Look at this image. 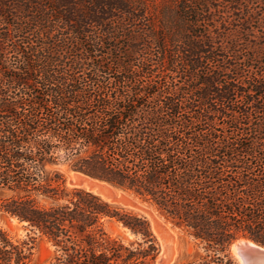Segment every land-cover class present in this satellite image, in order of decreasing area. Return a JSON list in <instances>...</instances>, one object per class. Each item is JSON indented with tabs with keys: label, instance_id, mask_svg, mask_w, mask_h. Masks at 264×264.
<instances>
[{
	"label": "trees",
	"instance_id": "16d2710c",
	"mask_svg": "<svg viewBox=\"0 0 264 264\" xmlns=\"http://www.w3.org/2000/svg\"><path fill=\"white\" fill-rule=\"evenodd\" d=\"M64 164L191 235L187 264L264 246V0H0V213L53 244L46 264H155L148 220ZM33 244L0 226V264Z\"/></svg>",
	"mask_w": 264,
	"mask_h": 264
},
{
	"label": "rangeland",
	"instance_id": "374dc122",
	"mask_svg": "<svg viewBox=\"0 0 264 264\" xmlns=\"http://www.w3.org/2000/svg\"><path fill=\"white\" fill-rule=\"evenodd\" d=\"M60 168L66 174L67 184L70 187H83L92 190L95 187H91L90 182L105 184L90 179L83 173L73 170L69 164L61 165ZM84 179L89 181L87 185ZM106 186L107 190L97 191L108 197L107 200L142 215L148 220L151 231L160 246V253L155 264H187L204 253L203 248L199 245L197 240L166 218L155 206L134 196L130 192L107 184ZM0 226L6 230L14 241H33L34 246L31 264H46L54 256L55 247L53 244L47 238L31 233L29 229L25 227L24 223L20 222L15 217L6 213H0ZM105 228L112 237L119 238L125 243L140 239L139 236L133 234L116 219H108L105 223Z\"/></svg>",
	"mask_w": 264,
	"mask_h": 264
},
{
	"label": "water",
	"instance_id": "95a60500",
	"mask_svg": "<svg viewBox=\"0 0 264 264\" xmlns=\"http://www.w3.org/2000/svg\"><path fill=\"white\" fill-rule=\"evenodd\" d=\"M84 175L95 181L105 183L99 184L97 182H90L91 187H97L96 189L99 191L107 190L106 184L115 187L108 182L94 178L90 175ZM230 253L236 264H264V246L250 238L242 237L234 240L230 245Z\"/></svg>",
	"mask_w": 264,
	"mask_h": 264
},
{
	"label": "bare ground",
	"instance_id": "6f19581e",
	"mask_svg": "<svg viewBox=\"0 0 264 264\" xmlns=\"http://www.w3.org/2000/svg\"><path fill=\"white\" fill-rule=\"evenodd\" d=\"M84 182H85V184L87 185L89 181H87V180L84 179ZM89 190H90V188H89ZM92 191H94V192L100 194V193L97 191L96 188H93ZM100 195H102L104 198L108 199V197H106L104 194H100Z\"/></svg>",
	"mask_w": 264,
	"mask_h": 264
}]
</instances>
